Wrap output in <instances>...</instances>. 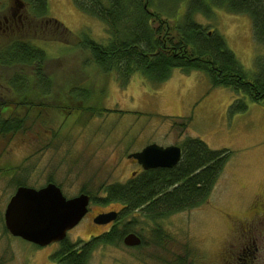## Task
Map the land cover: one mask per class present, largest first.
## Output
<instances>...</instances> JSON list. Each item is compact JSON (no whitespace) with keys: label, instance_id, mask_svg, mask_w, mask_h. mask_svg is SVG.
Masks as SVG:
<instances>
[{"label":"rangeland","instance_id":"obj_1","mask_svg":"<svg viewBox=\"0 0 264 264\" xmlns=\"http://www.w3.org/2000/svg\"><path fill=\"white\" fill-rule=\"evenodd\" d=\"M160 1V16L169 25L180 20L182 7L188 3H174L173 11L171 2L166 8ZM205 1L208 10L194 13V22L205 33L221 36L237 63L252 75L255 58L264 57V46L254 41L250 17ZM46 4L47 18L76 38L83 33L99 44L106 43L105 24L78 9L74 0H46ZM2 6L0 17L6 6L12 10L6 1ZM23 14L25 28L12 38H1L0 49L18 38L42 50L47 58L42 71L50 77L51 89L49 100L36 102L41 106L23 108L27 98L15 97L19 94L15 95L11 81L16 78L19 84L27 83L22 93L27 86L35 94L45 91L37 85L35 67L0 65V105L9 106L1 119L10 120L13 115L22 121L28 113L14 134H0V264H60L53 255L61 244L38 248L6 230L4 210L17 187L40 189L52 182L67 199L90 195L94 200L87 215L66 237L68 244L80 248L112 226H94L93 217L122 211L121 204L104 205L97 197L106 186L132 178L129 174L136 167L128 156L149 144L180 145L186 138L199 139L211 150L228 151L205 202L155 223L138 212L123 217L115 225L117 229L130 224L132 231L127 233L140 235L145 245L126 247L121 240V244L92 246L86 264H174L178 255L187 252L189 264H243L248 251L255 257L254 264H264V222L260 225L254 218L247 222L254 201L264 196V103H253L226 88H212L200 71L184 74L173 69L160 85L135 73L121 85L117 75L105 74L93 65L86 50L72 42L48 41L45 34L52 30L51 25L42 28L48 25L46 21L40 23L36 15ZM55 29L54 35L62 39ZM74 86L86 90V97L74 101L69 96ZM237 98L244 100L242 112L230 109ZM65 104L61 111L59 107ZM75 104L89 110L75 112ZM246 223L250 229L244 232ZM157 230L168 238L161 244L154 240Z\"/></svg>","mask_w":264,"mask_h":264},{"label":"trees","instance_id":"obj_2","mask_svg":"<svg viewBox=\"0 0 264 264\" xmlns=\"http://www.w3.org/2000/svg\"><path fill=\"white\" fill-rule=\"evenodd\" d=\"M162 1L166 8L171 2L173 11L174 3L188 2L182 7L183 13L179 21V18L175 19L172 25L164 22L157 4H161L160 0H74L78 9L105 24L108 39L105 44H99L83 33L76 38L57 21L47 18L46 0H19L25 5L24 12L39 17L40 23H48L45 27L40 24L43 29L51 25L52 31L56 28L63 35L62 39H58L51 31L45 34L49 37L48 41L62 44L72 42L76 48L86 50L92 64L105 74L117 75L121 85H125L135 73L148 82L160 85L169 78L173 69H179L184 74L200 71L207 76L212 88H226L253 103H264V57L255 58L254 72L248 75L228 51L221 36L205 33V30L194 22V13L201 12V9L206 13L208 10L209 4L205 0ZM208 1L229 12L247 14L251 20L254 41L264 46V0ZM171 18L174 19L175 16ZM46 62L45 53L25 39L12 41L0 49V65L6 63L8 66H34L36 72L33 75L36 76L37 85L45 90L35 94L31 92L32 86H27L22 93L27 83L19 84L16 78L12 79L11 88L15 90V95L19 94L15 97L21 101L27 98L28 102L25 106L22 104L23 108L34 109L41 106L36 104L38 100H49L51 79L42 71ZM36 95L39 98L35 97ZM86 95V90L80 86H74L69 92L74 101L85 98ZM54 98L55 96L52 99ZM65 106L67 105L59 109L63 111ZM245 108L244 100L238 98L230 107L231 110L241 112ZM8 109L9 106L4 105L0 114ZM78 110L89 108L77 104L73 111ZM27 116H24L22 121L13 115L9 116L12 118L10 120L0 117V134H14L21 128ZM181 146L183 154L174 167L142 172L123 184L106 186L104 194L97 197L101 204H121L123 209L119 213L120 220L138 212L152 223L200 206L207 199L223 169L228 151L211 150L205 143L194 138H186ZM129 225L124 224L120 230L114 226L108 232L93 237L91 243H86L80 248L63 241L60 251L53 257H56L60 264H86L92 246L109 245L117 241L121 244L127 232L132 231ZM157 233L153 232V235L158 244L168 239L159 230ZM136 236H139L140 244L134 248L144 246L146 240L140 235ZM150 243L153 244L152 241ZM189 257L188 252L184 256L178 255L174 264H189Z\"/></svg>","mask_w":264,"mask_h":264},{"label":"water","instance_id":"obj_3","mask_svg":"<svg viewBox=\"0 0 264 264\" xmlns=\"http://www.w3.org/2000/svg\"><path fill=\"white\" fill-rule=\"evenodd\" d=\"M181 154L178 146L151 144L128 158L136 160L143 170H149L172 168L180 161ZM87 204L86 195L67 200L53 184L39 190L21 186L16 188L6 205L4 225L12 237L44 247L64 239L66 232L86 214ZM115 216V212L99 214L93 222L104 225L113 221ZM122 243L127 247H136L140 239L135 234H128Z\"/></svg>","mask_w":264,"mask_h":264},{"label":"flooded vegetation","instance_id":"obj_4","mask_svg":"<svg viewBox=\"0 0 264 264\" xmlns=\"http://www.w3.org/2000/svg\"><path fill=\"white\" fill-rule=\"evenodd\" d=\"M8 2V5H10V4H12V10L10 9V6H6L5 7V11H4V13H5V15H2L1 17H0V39L1 38H3V37H7V36H11V38L13 37V36H15V34H17V33H19V31L22 29V28H25V25H26V23H25V18H24V14H23V11H24V6L25 5H23V4H21V2H19V0H0V7H2L3 8V6H2V4L4 3V2ZM30 23V22H29ZM10 38V39H11ZM2 40V39H1ZM17 40H19L18 38L17 39H14V40H12V41H17ZM184 142V141H183ZM149 145H151V144H149ZM182 144H180V145H170V146H178L180 149H181V153L183 154V151H182V146H181ZM148 146V145H147ZM169 146V145H168ZM168 146H166V147H168ZM146 147V146H145ZM144 147V148H145ZM140 152V151H139ZM182 154H181V157H182ZM128 160H130L131 161V164L133 165V166H135L136 167V171H131L130 172V174H129V176H131V177H134V176H136V175H138L139 173H142V172H146V171H150V170H154V169H170V168H154V169H149V170H143L142 169V167H141V165H139L138 163H137V161L136 160H134V159H132V158H128ZM48 184H52V182H48V183H46V185L44 186V187H46ZM120 184V183H119ZM53 185H55V184H53ZM56 186V185H55ZM21 187V186H20ZM44 187H42V188H44ZM57 188H59L58 186H56ZM18 188V187H17ZM42 188H40V189H42ZM36 190H39V189H36ZM59 190H60V188H59ZM61 191V190H60ZM62 193V192H61ZM63 195V194H62ZM79 195H86L87 197H88V204H87V207H86V209H87V212H86V214L83 216V218L79 221V223L78 224H80L81 223V221L85 218V216L87 215V213H88V205L90 204V202H91V197H90V195H88V194H79ZM78 195V196H79ZM263 198L262 199H257V200H255L254 201V203H253V205L251 206V210L253 211V215L251 216V220H247V222H251V221H253L254 219L255 220H257L258 222H259V224L260 225H262L263 224V222H264V196H262ZM66 198V197H65ZM73 198H75V197H73ZM73 198H69V199H73ZM67 199V198H66ZM68 200V199H67ZM9 201V200H8ZM111 212H114V211H111ZM107 213H110V212H107ZM100 214H105V213H100ZM115 214H116V216H115V219L113 220V221H111V222H109V223H106V224H104V225H101V226H105V227H108V226H111L110 228H109V230H111L118 222H119V220H120V217H119V211H117V212H115ZM99 215V214H98ZM96 217V216H95ZM95 217H93V219L91 220V222L93 223V225L94 226H96L97 224H95L94 222H93V220H94V218ZM254 218V219H253ZM253 219V220H252ZM243 223H245V222H243ZM77 224V225H78ZM76 225V226H77ZM75 226V227H76ZM99 226V225H98ZM250 225H249V223H246V227H244V229H243V231L245 232V230H249L250 229V227H249ZM74 228V227H73ZM72 228V229H73ZM116 228H118V226H116ZM72 229H70V230H72ZM69 230V231H70ZM108 230V231H109ZM69 231H67L66 232V234H65V237H64V239H62L61 241H59V242H53V243H51V244H49V245H52V244H61L63 241H66V237H67V233L69 232ZM108 231H106V232H108ZM106 232H104V233H106ZM103 234V233H102ZM128 234H132V233H128ZM128 234H126V235H128ZM101 235V234H100ZM125 235V236H126ZM98 236V235H97ZM124 236V237H125ZM94 237H96V236H94ZM123 237V238H124ZM93 238V237H92ZM91 238V239H92ZM17 239H20V240H22L21 238H17ZM247 240V239H246ZM23 241V240H22ZM26 243H28V242H26ZM29 244H31V243H29ZM252 244H253V242H252ZM31 245H33V244H31ZM49 245H47V246H49ZM33 246H36V245H33ZM47 246H44V247H47ZM36 247H38V248H43V247H40V246H36ZM127 247V246H126ZM131 248H134V247H131ZM251 252L252 251H248L247 252V254L246 255H244V257H243V264H254V262H253V259L255 258L252 254H251Z\"/></svg>","mask_w":264,"mask_h":264}]
</instances>
